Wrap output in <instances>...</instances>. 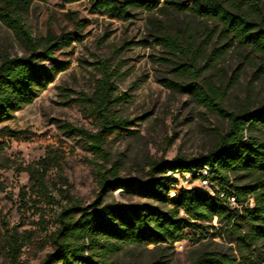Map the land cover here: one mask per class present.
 <instances>
[{
    "label": "rangeland",
    "instance_id": "374dc122",
    "mask_svg": "<svg viewBox=\"0 0 264 264\" xmlns=\"http://www.w3.org/2000/svg\"><path fill=\"white\" fill-rule=\"evenodd\" d=\"M258 2L264 14V0ZM132 14L131 19L123 21L92 13L88 0H33L24 15L35 37L45 36L51 29L56 34L75 31L84 40L55 53L58 61L71 62L69 69L60 72L33 103L17 111L14 119L0 125V143L4 142L0 151V264H9L1 241L5 225L36 234L43 226L52 230L55 217L71 199L83 205L92 203L98 195L102 203L147 201L129 191L100 192L95 158L83 140L71 138L61 129L64 123H70L94 130L85 120L78 99L94 90L98 72L93 63L97 57L109 59L119 68L117 94L123 99L114 111L131 121L129 129L135 132L132 137H115L107 146L111 159L106 166L119 162L121 178L145 180L150 161L176 156L189 159L207 153L217 143L227 121L196 101L191 84L218 87L224 93L222 106L229 112L239 113L264 102L260 56L237 42L225 51L230 37L224 35L222 24L172 9H133ZM77 21L85 27L77 26ZM156 29L168 37L181 38L184 52L173 54L155 41ZM3 55L24 56L25 49L0 21V57ZM184 68L194 69L196 74L189 75ZM4 127L15 136L1 134ZM52 151L59 154V159L45 175L46 197L35 196L28 189L22 195L21 188L29 183L27 169ZM190 188L201 186L195 181ZM210 232L217 235L172 245L125 246L107 264H191L204 252L244 260L229 230L214 222ZM40 245L36 241L25 248L20 264H41L51 246ZM245 261L264 264V241Z\"/></svg>",
    "mask_w": 264,
    "mask_h": 264
},
{
    "label": "trees",
    "instance_id": "16d2710c",
    "mask_svg": "<svg viewBox=\"0 0 264 264\" xmlns=\"http://www.w3.org/2000/svg\"><path fill=\"white\" fill-rule=\"evenodd\" d=\"M33 0H0V21L17 37L25 49L24 56L0 57V125L15 117V113L33 101L52 84L60 72L69 69L70 61H58L55 53L82 42L84 37L75 31L56 34L48 29L45 36L35 37L24 22ZM78 2L82 0H68ZM90 11L111 19L129 20L133 9L147 12L172 9L213 19L222 24L223 33L230 37L226 50L235 42L248 46L260 56V71L264 72V14L258 0H88ZM71 15V14H70ZM72 19H75L71 15ZM77 26L85 27L80 21ZM154 40L171 53H182L183 41L168 37L156 29ZM221 54V51H220ZM42 62H48L44 66ZM98 72L91 94L78 99L83 116L94 130L70 123L61 126L63 132L84 141L95 158L94 171L99 191H129L145 198L146 202L102 203L96 199L83 205L70 200L54 220L53 229L43 226L36 234L20 231L18 226H4L1 238L9 264H20L23 250L36 241L51 251L41 264H107L111 256L125 246L175 244L199 241L211 233L217 222L229 230L244 260L227 254L204 252L191 264H247L264 241V102L253 109L229 112L222 106L224 93L215 86L203 88L191 84L190 92L197 102L226 119V130L217 136V143L205 154L186 159L176 156L171 160L148 163L147 179L120 177L121 164L113 162L107 152L115 137H132L131 121L118 116L114 106L123 99L118 95L116 81L119 68L109 59L97 57L93 63ZM178 66V65H177ZM189 75L194 69H183ZM1 134L10 138L15 132L4 127ZM4 142L0 143V151ZM57 152L30 166L29 183L21 188L38 197H46L45 175L51 165L58 164ZM98 160L102 163L98 164ZM207 169L206 175L197 173L194 179L204 178L212 185L213 194L202 189H176L168 171L181 172ZM174 193V195H172ZM234 199L235 207L230 204ZM220 235L222 233L220 232ZM38 236V237H36Z\"/></svg>",
    "mask_w": 264,
    "mask_h": 264
},
{
    "label": "built area",
    "instance_id": "2783aa9c",
    "mask_svg": "<svg viewBox=\"0 0 264 264\" xmlns=\"http://www.w3.org/2000/svg\"><path fill=\"white\" fill-rule=\"evenodd\" d=\"M197 173L206 175L208 173V171H207V169H203V170L193 169V170L184 171V172H181L180 170L168 171L166 173V176L168 178H171L172 180H174L173 186L176 189H179V190L189 189L190 185L193 182L198 181L200 183V186H201L200 189L209 191L213 194L212 185L206 179H204V178L194 179V175ZM172 195H174V193H172ZM230 204L235 207L234 199H230Z\"/></svg>",
    "mask_w": 264,
    "mask_h": 264
}]
</instances>
